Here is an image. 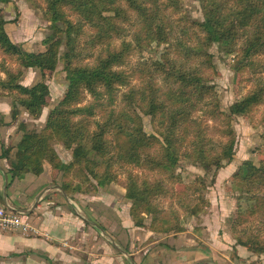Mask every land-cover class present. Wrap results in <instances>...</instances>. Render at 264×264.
Listing matches in <instances>:
<instances>
[{"label":"trees","instance_id":"obj_1","mask_svg":"<svg viewBox=\"0 0 264 264\" xmlns=\"http://www.w3.org/2000/svg\"><path fill=\"white\" fill-rule=\"evenodd\" d=\"M198 1L203 20L184 18L182 24L189 26L180 30L182 35H191L189 44L172 41L174 28L180 23L174 27L169 12L183 9L181 0H44L47 21L66 25L69 30L52 25L41 52H26L14 44L4 28L7 21L0 14V51L20 68H36L41 73L53 72L59 58L67 83L62 98L48 115L45 129L39 133L22 130L14 148H2L0 157L7 160L11 177L38 175L43 162L63 173L72 168L80 181L75 185L63 181L62 191L68 195L88 192L81 184L90 180L95 184L93 190L114 182L117 178L113 167L117 164L160 174L171 185L166 186L159 177L140 178L131 171H127L124 183V197L131 202V219L142 227L149 217L148 230L156 233H172L179 225L176 207L161 208L164 198L177 199L187 215H197L198 206H207L204 175L213 173L209 182L212 185L221 163L232 160L233 117L249 118L256 107L264 104V0ZM68 9L77 17L75 21L70 19ZM132 19L134 45L123 40L113 47ZM84 26L91 30L85 42L90 51L97 49L95 55L87 52L85 56L79 48V39L86 33ZM191 29L194 31L189 32ZM153 44L164 47L157 59L139 63L138 85H130V75L120 67L133 51L141 52ZM213 45L224 55L233 56L232 69L246 70L252 82L226 113L219 111L217 91L206 76L208 71L215 73L213 56L208 52ZM62 46L64 51L59 55ZM5 74L0 88L14 92L15 104L30 116H37L49 94L47 85L37 82L23 86L17 83L20 71L5 70ZM121 87L125 91L114 108ZM137 112L151 118L157 136L142 130ZM210 121L213 124L209 128ZM260 138L264 142V130ZM53 140L64 147L73 146L72 163L66 165L59 160L50 146ZM181 161L198 167L204 175L187 183L180 174L169 173L170 167L175 169ZM230 183L236 200L246 204L243 208L238 205L227 220L235 244L257 256L264 255V156L258 164L241 162ZM175 185L183 188L182 194L175 193ZM252 222L256 226L244 227ZM164 223L167 229H163Z\"/></svg>","mask_w":264,"mask_h":264},{"label":"rangeland","instance_id":"obj_2","mask_svg":"<svg viewBox=\"0 0 264 264\" xmlns=\"http://www.w3.org/2000/svg\"><path fill=\"white\" fill-rule=\"evenodd\" d=\"M181 2L183 9H181L179 12H169L171 19H173V26L175 27L180 23V26L174 28L175 31L172 41L179 40L189 44L191 42L189 39H192L191 35L187 37L186 35H182L180 33L182 27L188 28L189 25L185 23L182 24V21L184 18H187L188 20L202 21V9L198 0H181ZM44 7V0H35L33 2H30L28 0H9L7 3H0V14L3 20L7 21L4 28L9 39L26 52H41L45 50V41L50 35V27L52 25L59 26L60 28L67 31L69 30V27H67L66 25L47 21L44 16ZM67 11V13L70 15V19L72 21H75L77 17L70 13L69 9ZM133 22L134 20L132 19V21L129 23V26H124L125 32L122 36H120L118 40L112 43L113 47H117L118 45H120L123 40L129 41L132 45H134L131 36V33L134 30ZM88 28V26L83 27L86 33L85 36L82 35L79 39V48L83 49V55L85 56L88 55L87 52H92L93 55H95V53L97 52V49L90 51L88 49V46L86 45L85 41H87L89 35L91 34V30ZM193 31L194 30L191 29L189 32ZM163 47V45L156 46L153 44L152 46L145 48L141 52L135 50L129 55L126 64L120 67V69H122L127 75H130V85H138L137 70L139 69V63L147 62L151 59H157L159 52L161 51V49H163ZM63 51L64 47L62 46L59 50V55H61ZM208 52L213 56L212 67L215 73L208 71L206 72V76L210 84H213L217 91L220 101L219 111L226 113L228 107L235 101L239 100L241 96H243L251 88L252 82L249 80L250 74L244 72L246 70H243V72H235L232 69L233 56L224 55L218 49L217 45H213L212 47H210ZM90 60L91 58H86V61ZM5 70L9 71L10 73L20 71L21 77L19 78V81H17V83L29 87L37 82H43L45 85H47L49 92L48 97L46 98L47 100L45 102V105L40 109L39 114L37 116H30L23 107H21L17 103L15 104L13 97L16 94L14 92H9L0 88V147L4 149H12L19 141L22 135V130L23 132L26 131L39 133L45 129L48 115L62 98L64 91L66 90L67 83L65 80V74L63 72V61L59 58L55 61V70L53 72L41 73L36 68H20L16 61L0 51L1 80L6 79ZM124 91V87H121L119 89L118 95H116L115 104L113 106L114 108L116 107V104L119 103V99L121 97L120 95ZM87 100L89 101L90 98L87 97ZM137 114L141 118L142 130L146 134L157 136L154 131L155 126L150 120L151 118L148 115L139 114V112H137ZM263 115L264 104L256 107L248 115L249 118L245 116L233 117L231 121V126L235 133L233 158L231 161L225 160L221 163V167L214 173V183H212V185L209 182L211 181L213 173L204 175V172L198 167H192L185 161L179 162L178 166L175 169L170 167L169 173H172L174 175L180 174L182 181L187 183L194 180L195 176L204 175V178L206 180L205 183L207 185V188L204 192V198L208 200L209 203L207 206H198L199 211L197 215H187L181 210L179 206L180 202H177V199H174V201H171V199H169L168 197L164 198V200L161 199L162 209L168 210L173 207V209L176 210L177 208V212L179 214V225L172 233H152L171 235L190 229H205V223H211V225L216 227L218 220L221 227H224L225 231L228 232V234L234 240L235 235L231 232L227 220L236 213L238 205H241V207L243 208L246 204L244 202H239L236 200V193L232 192L230 188V177L240 167L241 162L250 160L254 164H258L260 159L264 156V142L260 138V135L264 130V123L261 122ZM212 124L213 123H211V121L207 122L209 128ZM20 126H22L23 129H20ZM216 126H218L217 123ZM108 139L110 140V136L108 137ZM50 146L55 151L62 163L66 165L72 163L73 146L64 147L56 140L51 141ZM98 151L95 150V152ZM95 152L90 155L91 158L95 156ZM44 163L47 162H43V164ZM113 168L114 172L116 173L117 179L110 184H107L103 187H96L93 190L92 185L95 184L93 180H90L89 182L81 184L82 189H88V192L81 191L80 193H71L68 195L63 191L62 192L69 198H72L73 196L106 197V194L110 193V195L114 199H117V201H119V209L123 208L124 211L126 209L127 216L132 222L134 228L148 230L150 224L149 217L145 218L144 225L142 227H138L137 225H135V222L129 215L131 202L124 197V183L127 171H131V173L137 174L138 176H140V178L145 177L149 178L150 180L159 177L165 182L166 186L171 185V183L168 182L165 176L155 173L152 174V172H148L145 170H138L133 166H124L121 164H117ZM52 170L57 174L58 183L61 190V186L65 179L68 180V182L70 181L71 185H75L78 183V181H80L78 177L75 176L76 174L74 173V170L72 168L68 173H63V171L59 169ZM65 174H68L66 178H64L63 176ZM182 189L183 188L180 185L174 186V191L178 195L183 193ZM206 219L207 221H205ZM247 226L253 228L254 226H256V223L252 222L250 225H246L244 227ZM163 229H167L165 223L163 225ZM234 245L238 246L235 244V240ZM64 248L70 249L68 246H64ZM230 253V257L233 263H244L239 260L234 250ZM9 255L4 256L3 258L0 257V264H33L28 256L23 257L21 255H18L16 257H10ZM251 264H256V262L254 261Z\"/></svg>","mask_w":264,"mask_h":264},{"label":"crops","instance_id":"obj_3","mask_svg":"<svg viewBox=\"0 0 264 264\" xmlns=\"http://www.w3.org/2000/svg\"><path fill=\"white\" fill-rule=\"evenodd\" d=\"M7 169L0 157V206L28 218L38 234L0 231L1 258L28 256L33 264H235L234 250L245 264H264V255L235 246L218 220L216 227L205 223V229L154 234L134 228L110 193L65 196L47 163L38 175L12 178Z\"/></svg>","mask_w":264,"mask_h":264},{"label":"built area","instance_id":"obj_4","mask_svg":"<svg viewBox=\"0 0 264 264\" xmlns=\"http://www.w3.org/2000/svg\"><path fill=\"white\" fill-rule=\"evenodd\" d=\"M0 231L18 232L23 235H37V229L28 218L0 206Z\"/></svg>","mask_w":264,"mask_h":264}]
</instances>
